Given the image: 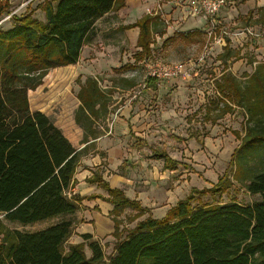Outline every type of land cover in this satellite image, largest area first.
<instances>
[{
	"label": "trees",
	"instance_id": "1",
	"mask_svg": "<svg viewBox=\"0 0 264 264\" xmlns=\"http://www.w3.org/2000/svg\"><path fill=\"white\" fill-rule=\"evenodd\" d=\"M125 1L56 0L53 4L46 0L40 8L43 20H36L31 12L11 14L8 0H0V21L9 17L12 22L10 28L0 27V216L6 222L27 226L73 215L82 200L100 199L113 206L109 216L114 227L113 250L106 256L103 246L90 234L81 235L82 242L67 246L73 232L71 219L34 232L10 230L0 220V264H264V62L246 60L252 72L243 73L241 81L228 70L243 59L239 50L231 48L228 38L217 56L223 72L215 82L225 102H221L222 108L216 102L206 106L203 120L214 123L234 111L233 106L242 112L245 124L243 136L233 131L240 144L215 185L192 189L163 218L149 214L130 230L121 228L118 218L123 211H136L127 218L133 223L149 210L129 199L123 190L110 188L102 178V169L86 182L105 190L106 197L68 195L76 183L74 175L81 157L95 148L88 137L102 135L96 123L113 111L108 110L113 90L101 89L91 78L80 85L76 93L79 106L74 112V122L84 133L85 146L80 150L50 117L30 111L28 92L40 87L51 70L74 65L97 21L124 8ZM246 17L247 25L248 21L264 23V7L249 10ZM131 28L139 29V51L134 54V61L139 63L152 55L155 36H164L166 26L159 15L148 14L121 30ZM178 36L187 45L201 42L198 31ZM169 41L164 40L163 45ZM122 81L126 89L135 86L132 81ZM155 82L148 77L145 88H155ZM141 142L135 138L134 145ZM153 153L157 160H163L166 170L175 171L180 165L166 152ZM235 184L258 199L249 204L236 200L192 204L207 195L220 198Z\"/></svg>",
	"mask_w": 264,
	"mask_h": 264
},
{
	"label": "rangeland",
	"instance_id": "2",
	"mask_svg": "<svg viewBox=\"0 0 264 264\" xmlns=\"http://www.w3.org/2000/svg\"><path fill=\"white\" fill-rule=\"evenodd\" d=\"M44 1L46 0H8L11 14L19 16L31 12L36 20H43L40 8ZM48 1L54 4L56 0ZM163 1L171 0H161V3ZM168 6L165 8L166 14L163 15L162 12L166 34L162 37L155 36L152 55L136 63L134 54L139 50L127 49L121 53L122 61L116 67H113V63L104 64L100 80V86L105 90H108L110 86L117 87L110 98L111 108L115 109L116 113L127 107L131 110L130 115L133 114L131 117L138 116V119L136 117L131 121L132 132L133 135L138 134L143 140L140 145L135 146L134 138L129 137L127 144H123L127 154L126 157L123 156L126 161L120 168L121 171L131 174L132 182H130L135 184V188L138 189V186L146 188L144 192L149 200L150 196L160 194V197L156 198V205L152 208L156 216L160 210H164L166 203L175 205L177 201L187 197L192 189L202 190L215 185L217 179L226 170L233 150L240 144V140L235 138L233 131L244 135V115L233 106L234 111L214 123L203 120L206 106L212 107L211 102H216L219 104L218 108H222L221 102H225L223 96L215 89V82L223 72L217 56L223 51L225 38L230 40L232 49L240 51V56L243 58L233 63L235 64L233 74L241 81L244 80L243 73L252 72V66L247 65L246 60L264 62V23L254 24L253 21H248V25L245 24L248 11L264 7V0H229L214 18L213 29L210 27L209 19L203 18L205 24L203 23L202 27L197 24L192 25L193 22L189 20V17ZM11 26L9 17H4L0 21V27L3 29ZM211 29L210 35L208 31ZM192 31L200 33L201 42L187 45L178 35L180 33L186 35ZM168 38L171 41L163 45V41ZM103 49L93 45L89 54L86 55V62L93 60L96 55L104 57L112 54L104 52ZM112 55L111 59L116 61L118 53L115 52ZM176 63L187 66L192 64V66L189 67L187 74H182L178 78L159 80L157 93L153 94L146 90V79L150 77L153 70H156L158 66ZM89 64L90 69L94 71L93 64ZM123 66L127 69H122ZM79 71L80 69L74 66L53 69L44 78L42 85L35 91H31L28 96L30 111H39L50 117L54 125L69 140H75L81 134L80 128L73 120L74 109L77 106L76 93L80 81L84 80L82 74L79 75V80ZM124 78L134 82L135 86L130 90H122ZM216 115L218 111L213 113V116ZM172 136L186 141H179ZM155 151L166 152L180 165L173 172L167 171L163 160H157L154 157ZM103 166L106 167L107 163L102 164ZM97 171L100 172L101 168ZM121 190L124 191V189ZM164 195L167 196V200L163 198ZM257 199V196H250L235 184L220 198L207 195L198 201L195 199L192 204L214 202L224 204L232 200L240 204H249ZM135 212L132 209L123 211L118 218L122 222L121 228L130 230L136 222L143 220L139 218L133 223H128L127 218L133 216ZM109 218L112 221L110 216ZM0 220L5 228L23 232L38 231L41 224L45 222L20 226L6 222L2 216ZM48 220L46 221L49 223ZM90 223L93 226V222ZM111 234L102 238L100 243L106 256L113 250L114 239Z\"/></svg>",
	"mask_w": 264,
	"mask_h": 264
},
{
	"label": "crops",
	"instance_id": "3",
	"mask_svg": "<svg viewBox=\"0 0 264 264\" xmlns=\"http://www.w3.org/2000/svg\"><path fill=\"white\" fill-rule=\"evenodd\" d=\"M168 5H170L173 9H175L176 12L177 11L181 12L182 15L187 16L186 14L187 0L163 1L161 3V6L157 5L156 0H126L124 8L120 9L117 12H110L101 19H99L95 24V27L90 35V38L86 42V45H84V47L82 48V52L80 54L78 61L74 65H69L80 69V71L78 72L79 80H80L79 75L82 74L84 75L83 82L87 78L96 79L100 86V80L102 78L101 72L106 64L110 65L111 63H113L114 64L113 67H116L122 61V58L120 57L122 52H125V50L127 49H129L130 51L139 50V48H137L139 29L131 28L126 30H121V28L127 25L134 24L136 21L140 20L145 15L148 14L156 15L158 13V7L160 8L158 14L159 15L161 14L160 18L164 20L163 15L164 13L166 14L165 8L169 7ZM189 18H190L189 20H192L193 22L192 25L197 24L200 27H202L205 24V20H203L202 17H198L197 19L196 17H189ZM195 19L196 21H194ZM93 45L102 47V49L104 48L103 49L104 52H111L112 54L117 52L118 59L116 61L112 60L111 59V57L113 56L112 54L106 55L104 57H101L100 55H96V57L93 60L88 61L87 63L86 55L89 54L90 52L89 50H91V47ZM153 48L154 46L152 47V49ZM89 63L93 64L95 68L94 71L90 69L91 65ZM234 65L235 64H231L228 69L232 74L234 73L233 70ZM124 80L126 79L124 78ZM83 82L80 81V85ZM122 82L124 84V87H122L121 89L130 90V89H126L127 88L125 87L126 83L124 81ZM157 83H159V81L156 80L155 88L153 89L147 88L146 90L150 91L153 94L157 93ZM108 89L115 90L117 89V87L110 86ZM29 93H31V91L28 92V96ZM78 106H79V102L77 100V106L75 107L74 112L78 108ZM108 110L109 111L113 110V111L107 114V117L105 118L104 121H102L101 123L100 122L96 123L98 128L103 131L102 135H100L96 139H92L91 137H88L89 143L94 142L95 148L89 149L88 152L81 157L79 167L74 175V179L76 183L74 187L69 190L68 195L69 196L76 195L79 197L100 195L106 197L107 194L105 190L98 187L96 184H89L86 182V179L90 178L93 172L101 168L103 169L102 178L109 184L110 188L124 189V193L129 199L137 200L143 208H147L149 210V212L146 213L141 218L145 219L146 217L149 216V214L155 219L158 217L159 218L164 217L167 210L170 209L172 206H174V203H170V202L166 203L167 205L164 206V210H160L158 212V216H156L155 211L152 208L154 205H156V198L160 197V194L150 196V200H151L150 201L144 192L146 188L145 187L139 188V186L138 189L135 188V184L131 183L132 182L131 180L132 178L130 176L131 174H129L126 171L124 172L121 171L120 168L122 166V163L125 164L124 161H126V158L124 157H126L127 154V151L125 150V148H123V144L125 145L127 144L129 137H133L134 140L135 138L143 140V138L140 137L138 134L133 135L132 132L133 127L131 126L132 125L131 121H133V119L136 117H137L136 119H138V116L136 115L134 117H131L133 114L130 115L131 110L130 108L128 110L127 107L120 109L118 113H116L115 109H112L110 105L108 107ZM73 120H74V113H73ZM80 130H81V134L77 136L79 138H75V140L68 139L76 150H80L85 146V144H82V142L79 144V142L83 140V135H84L82 129ZM74 144H76L78 147H75ZM136 144L140 145V143H136ZM101 152L104 154V157L100 156ZM118 158L120 160H118ZM105 162L107 163V166L102 167V164H105ZM169 172H173V171H169ZM163 198L167 200L166 195H164ZM112 209L113 206L111 204L103 202L100 199H92V200L85 199L78 204V209L75 211L73 215H66V216L62 215L51 218L50 220H48L50 221L49 223L47 221L43 222L39 230H42L60 221L71 219L73 220L74 234H72L68 239L67 241L68 245H75L82 242L80 236L83 234H90L93 239L101 243L102 238H104L107 235H110L113 231L112 221L109 218V213L112 211ZM89 222H93V226H91V223L89 224ZM80 228H82V230H80ZM85 252L87 256H90V251L88 249H86Z\"/></svg>",
	"mask_w": 264,
	"mask_h": 264
},
{
	"label": "built area",
	"instance_id": "4",
	"mask_svg": "<svg viewBox=\"0 0 264 264\" xmlns=\"http://www.w3.org/2000/svg\"><path fill=\"white\" fill-rule=\"evenodd\" d=\"M229 0H187L186 14L189 17H202L209 19L210 27H215L214 18L223 9ZM157 5L161 6V0H156ZM160 8L158 7V13ZM156 15H159V14ZM212 29L208 31L211 35ZM203 59V58H202ZM186 64L176 63L172 65L158 66L156 70L150 74L151 78L155 80L174 79L180 77L182 74H187L189 67Z\"/></svg>",
	"mask_w": 264,
	"mask_h": 264
}]
</instances>
